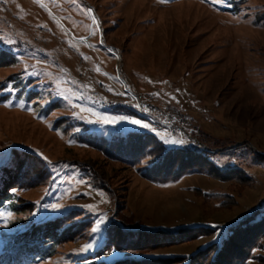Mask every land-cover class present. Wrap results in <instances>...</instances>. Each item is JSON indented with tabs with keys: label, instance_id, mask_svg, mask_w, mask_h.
<instances>
[{
	"label": "rangeland",
	"instance_id": "1",
	"mask_svg": "<svg viewBox=\"0 0 264 264\" xmlns=\"http://www.w3.org/2000/svg\"><path fill=\"white\" fill-rule=\"evenodd\" d=\"M233 8L226 0H0V164L23 149L45 158L53 177L0 207V264L187 256L251 214L264 218V0ZM133 95L183 112L185 133L159 131L158 115H140ZM131 130H153L167 146L199 151L247 181L194 171L159 184L77 139ZM18 198L33 209H14ZM69 211L89 220L82 236L51 257L30 249L31 224ZM120 217L143 229L213 233L97 255ZM262 257L257 249L249 262Z\"/></svg>",
	"mask_w": 264,
	"mask_h": 264
},
{
	"label": "trees",
	"instance_id": "2",
	"mask_svg": "<svg viewBox=\"0 0 264 264\" xmlns=\"http://www.w3.org/2000/svg\"><path fill=\"white\" fill-rule=\"evenodd\" d=\"M226 1L234 6L233 9H237L245 0ZM259 19L264 23V13ZM56 105V102L50 104L45 112L49 113ZM77 139L102 151L111 159L139 166L145 178L159 184L177 181L194 171L206 172L209 176L223 181H247L246 177L239 175L238 169H221L199 151L186 146H167L161 136L153 130H131L125 134L116 133L110 138L85 132L80 133ZM52 180V173L45 158L35 152L14 148L9 159L0 164V207L15 195L16 190L51 184ZM97 186L99 187L98 184ZM18 200L19 203L14 206L17 211L33 209L32 203H22L21 198ZM75 216L77 215H74V211H69L55 218L31 224V228L25 232L31 243L30 249L36 247L43 257H51L61 243L74 241L82 236L90 226L89 220L78 222L75 221ZM255 218V213L245 217L227 228L219 241L215 240L187 256L149 261L129 256L106 264H250L249 260L255 250L264 248V218ZM211 233L213 229L206 226L185 228L176 232L143 229L139 222H128L124 217H120V220L112 224V232L96 254L109 256L115 251L144 253ZM263 260L262 257V263ZM103 263L105 261L96 264Z\"/></svg>",
	"mask_w": 264,
	"mask_h": 264
},
{
	"label": "built area",
	"instance_id": "3",
	"mask_svg": "<svg viewBox=\"0 0 264 264\" xmlns=\"http://www.w3.org/2000/svg\"><path fill=\"white\" fill-rule=\"evenodd\" d=\"M132 100L134 105H136L137 108H141L142 111L158 115V118L160 119V127L157 128L160 131L169 136H175L178 133H185L187 119L183 112L174 106L167 105L164 107H153L152 104L141 102L136 96L132 97Z\"/></svg>",
	"mask_w": 264,
	"mask_h": 264
},
{
	"label": "bare ground",
	"instance_id": "4",
	"mask_svg": "<svg viewBox=\"0 0 264 264\" xmlns=\"http://www.w3.org/2000/svg\"><path fill=\"white\" fill-rule=\"evenodd\" d=\"M153 107H157V106H153ZM135 108H136L135 110H136L140 115L147 117L150 121L153 122L154 119H152V118L155 117L156 114L142 111L141 108H137L136 106H135ZM156 118H157V117H156ZM145 119H146V118H145ZM154 124H156V123H154ZM159 124H160V123H159Z\"/></svg>",
	"mask_w": 264,
	"mask_h": 264
}]
</instances>
